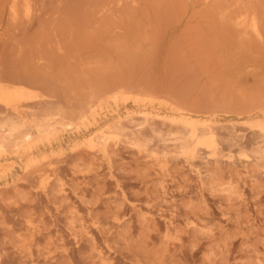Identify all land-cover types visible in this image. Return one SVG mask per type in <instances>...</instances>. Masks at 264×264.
Segmentation results:
<instances>
[{"label": "rangeland", "instance_id": "rangeland-1", "mask_svg": "<svg viewBox=\"0 0 264 264\" xmlns=\"http://www.w3.org/2000/svg\"><path fill=\"white\" fill-rule=\"evenodd\" d=\"M38 1H33L37 4L34 7H39L37 10L34 8V13L40 16L43 13V19L38 15L40 20L37 21L35 14L33 22H30L31 18L26 21L28 18L22 14L18 21L27 25L31 23L29 27L26 25L29 29L16 21L13 25L18 27L14 30L12 21L15 18L11 21L13 14L10 13V4H7L10 1L0 0V11H3L0 15V34L3 31L0 35L1 76L5 73L4 78L9 79L11 75L15 77L12 80L18 83L25 81L21 84L38 94L34 99H43V104L40 101L29 103L30 107L27 111L25 109L31 124L56 106L69 116L75 110L69 118L72 121L77 118L74 121L77 123L82 111L75 106L78 104L83 110L88 100V105L98 106L99 112L97 121L90 126L93 132L87 126L79 128L77 124H68L67 127L66 124L60 126L61 133L63 131L61 140L41 144L37 154L40 157L48 155L44 165L41 164L45 171L49 169L46 172L38 173V168L32 169L34 173L29 171L31 169L27 171L23 160L13 151L0 156L1 163H4V166L0 163V264H100L102 256H108L107 263L103 261V264H264V160L257 164L258 159L264 157V134L256 133L249 125V121L263 118L259 111L264 108L262 42H258L260 48L257 44L253 47V39L241 42L238 37L235 43L240 47L242 43L248 46L252 42V48L244 49L242 44L243 51L242 48L238 50V46L232 44L235 38L230 36L233 29L221 24L218 18L217 21L213 19L220 16L217 8L215 11H212L214 7L206 10L200 1L196 4L195 0L194 4L192 0H119V3H124L119 5L117 0H111L109 6L106 0H41L40 4ZM252 1H255L256 9L258 0ZM101 2L105 3L104 6ZM96 5L102 6L103 17L111 13V16L107 15L109 23L107 16L104 19L101 12L98 13V7L97 10L91 9ZM258 10L264 12V8L263 12ZM41 11L44 12L39 13ZM95 11V18H87L90 12L92 15ZM104 20L105 27L102 24ZM90 22L91 28L86 27ZM9 23L12 29L8 28ZM226 29L230 31L222 32ZM233 33L236 34L234 31L231 35ZM18 72L25 77L18 78ZM27 76H33L32 82ZM114 85L116 89H120L119 85L123 89L125 85L127 92L137 88L138 92L142 90L141 93L149 90L154 94L162 93L159 97L171 96L167 99L172 101L175 98L173 102L179 101L177 105L181 101L186 105L180 106L188 105L190 108H185H194L193 111L216 112L214 120L220 127L219 139L225 147L224 153L234 152L238 158L237 168L245 170L236 169L243 174L236 175V169L227 162L220 163L218 167L214 163H204L205 159L201 158L206 157L207 151L203 149L201 152L204 154L196 163L203 171L207 169V177L200 180L180 154V147L176 148L178 141L175 138L181 134L177 132L179 128L168 119L161 121L156 117L146 123L139 115L146 109L170 114L171 109L158 102L133 104L132 99L116 102L107 95L110 86L114 90L111 94L115 92ZM103 90L107 92V99ZM98 94L103 96L102 102V97L97 100ZM70 109L71 115L68 113ZM130 111L136 113L140 120L129 123L126 130L134 128L130 131L136 133L137 142L146 146L145 150L139 152L134 146L135 141L122 133L115 138L112 136L110 143L114 147H111L113 156L110 163L101 160L98 153L91 155L85 143L88 138L94 136L97 142H101L103 137L98 134L106 130V124L119 116L127 117ZM6 113L4 109L0 110V120L11 115ZM134 124H146V129L143 132V128H139L140 131ZM170 127L174 130H169ZM180 130L184 133L185 129ZM166 149L172 150L170 159ZM81 150L90 156L83 157ZM153 150L157 152L159 161L169 160L171 166L164 176L158 174L159 161L153 159L152 162L150 154ZM179 156L181 162L176 159ZM246 158L252 159L248 168L255 171H246L243 165ZM239 161L242 167H239ZM173 162L182 164L173 165ZM42 173L44 175H40ZM253 174H256V180ZM50 175L53 178L50 179ZM229 184H232L231 188ZM229 190L233 192L232 198L227 195ZM148 211H151L154 222L157 220L155 224L144 219ZM189 218L199 220L207 229L203 225L204 229L198 233L190 231L187 227ZM167 226L176 231L175 226L178 227L182 232L175 233L183 237L180 239V235L175 234L166 236L164 230ZM82 232L91 236L87 237ZM91 237L94 243L89 240Z\"/></svg>", "mask_w": 264, "mask_h": 264}, {"label": "bare ground", "instance_id": "bare-ground-1", "mask_svg": "<svg viewBox=\"0 0 264 264\" xmlns=\"http://www.w3.org/2000/svg\"><path fill=\"white\" fill-rule=\"evenodd\" d=\"M8 1H10V3H7V4H10V7H9V9L11 10V17H10V19H11V21L15 18V21H12V25L14 24L15 25V23L14 22H16L18 25L19 24H21V25H23V27H24V24L26 23L25 22V18H24V22L25 23H20L21 21H18V19H20V17H21V15L23 14L24 16H26L28 19L26 20V21H30V18H31V21L30 22H33L32 21V17H33V15H35L36 13H34V8H36V7H34L35 5H37V4H34L33 3V1L34 0H8ZM37 1V0H36ZM41 1V0H40ZM40 1H38V4H40ZM53 1V0H52ZM59 1H62V0H59ZM107 2H109V3H107L106 5L107 6H109L108 4H111L110 2H111V0L109 1V0H106ZM118 1V5L119 4H124L122 1L119 3V0H117ZM187 1V0H186ZM190 1V0H189ZM188 1V2H189ZM199 2L200 1V3H202L203 5H204V7H206V10H207V8L208 9H212L213 7H214V9H212V11H215V9L217 8V11H218V13H219V15H218V13H217V15L219 16V17H214L213 19H216V18H218V20H221L222 21V23H221V21H218V22H220L221 24H223L224 23V25H226V26H228L229 28H231V29H233V30H231V32H236V34H238L236 37H234V35H236L235 33H233V35H231V32H230V36H232L233 38H235V40L233 39V38H231V39H233V41L234 42H232V44L234 45V47H235V45L236 46H238V47H236L237 49L238 48H242L243 46H244V49H245V47L247 48V47H250V44L252 43H250L248 46L246 45H244L243 43V46H242V44H241V47H240V44L239 45H237L238 43H235V42H238V41H236V39H238V37L240 38L239 40H241V42H245V40H251L252 41V39L254 40L253 42L255 43V44H251L253 47H254V45H256L257 44V47H259L260 48V46H262V45H264V15L262 16V14L264 13L263 12V4H264V0L261 2V3H259L260 2V0H258L257 2H256V9H255V7H254V5H253V3H255V1L253 2L252 0H195V2ZM2 2V1H1ZM44 2H46V1H44ZM56 2V1H55ZM193 4L195 3V2H193V0L191 1ZM197 2H196V4H197ZM5 3H6V1H5ZM35 3H37V2H35ZM190 3V2H189ZM199 3V4H200ZM261 4V6L259 5V4ZM2 4V3H1ZM47 4H50V2L48 1V3ZM52 4V3H51ZM54 4V3H53ZM62 5H63V3H61ZM64 4H66V3H64ZM103 4H105L104 2H103ZM102 4V2H101V5H103ZM195 4V5H196ZM258 4V5H257ZM42 5V4H41ZM41 5H39V6H41ZM44 6H47V5H44ZM60 6V5H59ZM92 7H93V4L91 5ZM104 6V5H103ZM122 6V5H121ZM260 6V7H259ZM2 7H5V6H2ZM61 8H63L62 6H60ZM59 7V8H60ZM96 7H98L99 8V10H101L100 8L102 7H100V5H96L95 6V8H91V9H95V10H97L96 9ZM204 7H203V9H204ZM210 7V8H209ZM212 7V8H211ZM259 7V8H258ZM37 8L39 9V7L37 6ZM37 8L35 9V10H37ZM44 8V7H43ZM45 8H47V7H45ZM262 8V9H261ZM2 9V8H1ZM58 9V8H57ZM108 9H109V7H108ZM108 9H107V12H109L108 11ZM258 9H260V10H262V12L263 13H261ZM40 10H42L41 8H40ZM46 10V9H45ZM44 10V11H45ZM60 10V9H59ZM98 10V13L99 12H101V17L102 18H104V19H106L108 16H111L110 14L111 13H109V15H108V13L106 14V18L105 17H103V10H101V11H99ZM111 10V9H110ZM4 11H6V9L4 10ZM44 11H41V12H39V13H42V12H44ZM209 11V10H208ZM38 12V11H37ZM60 12V11H59ZM92 12H93V10H92ZM96 12L97 11H95V13H92V15H91V12H90V17L88 16L87 18H92V17H94L95 18V16H96ZM111 12V11H110ZM211 12V11H210ZM1 13H3V11L1 10L0 11V15H1ZM46 15H47V10H46ZM45 13H44V17L46 16L45 15ZM97 13V14H98ZM260 13H261V15H260ZM93 14H95V15H93ZM213 14V13H212ZM38 15L40 16V14H36L35 16V19L38 17ZM23 16V17H24ZM41 16L43 17V13L41 14ZM40 16V19L42 18ZM4 17V16H3ZM2 17V18H3ZM14 17V18H13ZM100 17V18H101ZM101 18V19H102ZM109 18V19H108ZM106 20L108 21V23L110 22V17H108ZM220 18V19H219ZM39 19V17L37 18V21L38 20H40ZM43 19V18H42ZM41 19V20H42ZM56 19H58V18H56ZM88 20V19H87ZM106 20H104V21H102V24L104 23V27H105V24H106ZM3 21V20H2ZM22 21H23V19H22ZM36 21V20H35ZM89 21H92V20H90L89 19ZM216 21H217V19H216ZM69 22V21H68ZM93 22V21H92ZM92 22H90V24L89 25H87L86 27H90L91 26V23ZM0 23H2L1 21H0ZM36 23V22H35ZM59 23H61V22H59ZM58 22H57V24H59ZM70 23V22H69ZM86 24H88L87 23V21L85 22ZM10 24V23H9ZM16 24V27H18V25ZM31 24V23H30ZM30 24L28 23V25L30 26ZM63 25H64V23H62ZM11 25V24H10ZM10 25H9V27L8 28H11L12 29V25H11V27H10ZM13 25V28L15 27ZM20 25V26H21ZM27 24H25V27H27L26 26ZM218 25H219V23H218ZM28 26V27H29ZM59 26L61 27L62 25H60L59 24ZM71 26H72V24H71ZM76 26V25H75ZM15 27V28H16ZM27 27V28H28ZM88 27V28H89ZM221 27H223V25L221 26ZM225 27V26H224ZM223 27V28H224ZM15 28H14V30H15ZM91 28V27H90ZM226 28V27H225ZM19 30L21 29V27H19L18 28ZM26 29V28H25ZM25 29L23 30V31H25ZM29 29V28H28ZM221 30H222V28H220ZM10 30V29H9ZM18 30V31H19ZM27 30V29H26ZM12 31V30H11ZM21 31H22V29H21ZM227 31H230V30H227L226 29V31L224 30V31H222V32H227ZM16 33L17 31H13V33ZM14 33V34H15ZM2 34H3V31H2ZM2 34H0V35H2ZM6 34H9V32H7L6 31ZM16 34H18V33H16ZM15 34V35H16ZM55 37H58L57 36V34L55 35ZM225 37H229V36H227V35H225ZM1 38V37H0ZM3 38V37H2ZM228 39H230V38H228ZM230 39V40H231ZM255 40L257 41V43L255 42ZM240 42V43H241ZM258 42L260 43V42H262L261 43V45L260 46H258ZM59 43V42H58ZM235 43V44H234ZM246 44V43H245ZM252 46L250 47V48H252ZM60 48V47H59ZM62 49H63V47H61ZM62 49H60V50H62ZM262 49H264V46H262ZM238 50H240V49H238ZM248 50H249V48H248ZM241 51V50H240ZM242 51H243V48H242ZM1 69V68H0ZM4 70V69H3ZM5 72H7V71H5ZM0 73H1V71H0ZM8 73V72H7ZM13 73V71H11L10 72V74H12ZM18 74H20L19 72H18ZM2 75L3 76H1V74H0V110L1 109H4L5 110V113H6V111L9 113V114H11L8 118H4V120L2 121V120H0V121H2V122H0V156L1 155H3L4 156V154L6 155L8 152L10 153V151L12 152H15V155L17 154L19 157H20V159L21 160H23V162H24V168L28 171L29 169H31V170H29L30 172L32 171V169H36L37 170V168H38V170H37V172L38 171H43L44 170V172H46V171H48V170H46L45 171V169H44V164H43V162L45 161V158L46 159H48L49 157H48V155H44L43 157L41 156H39V154H37V152H38V150L40 149V146H41V144L42 143H44L45 141L46 142H48L49 144H53V143H56V142H58L59 141V139H60V133H61V127L60 126H62V125H65L66 126V124H67V127H68V124L69 125H71V126H73V124H77L76 126H78L79 128L80 127H83V126H87L88 127V130L90 131V132H93V127H90L91 125H93V123L95 122V121H97V113L99 112V110H97V108H98V106H96V107H93V105H88V102H89V100L88 101H86V103H87V105H83V108H84V106L86 107V108H84L83 110H82V107H80L78 104H77V106H75V107H77V108H80L81 109V115L79 116V118H80V121L78 122V120H77V123H75L76 122V119L74 118V121H72V120H70V118L69 117H71L73 114H75L74 113V108H73V112H72V109H70L69 111L70 112H68L71 116H69L67 113L65 114V111L60 107V106H56V108L54 109H52V111L51 110H49V111H51V112H47L46 111V113H48V114H45L44 116H42L43 118L42 119H39L38 121H36L35 122V120L36 119H34V122L35 123H33V124H31V123H29L28 122V118L26 117V113H24V112H26L27 111V107L29 106V103H33V104H35V103H38V101H40L39 103H42L43 101V99L41 98V100L39 99V100H35L34 98L36 97V95H38V94H35L34 92H32V91H30V89L26 86V85H24V84H21L22 82H25V81H22L21 83H20V81H19V83H18V81H15V80H12L13 78H15V77H10L9 76V79H7V78H4L5 76V73L3 74L2 73ZM9 75V74H8ZM16 75V74H15ZM15 75H12V76H15ZM25 77V75L24 74H20V75H17V76H20V77H18V78H22L23 76ZM22 76V77H21ZM7 77V76H6ZM28 77V76H27ZM10 78H11V80H10ZM31 79V80H29V79ZM28 78H26V79H28L30 82H32V78H33V76H31V77H28ZM35 79V78H34ZM122 85H119V87H120V89L119 88H115V85H114V89H115V92H113V94H111L112 93V91H114V90H112V86H110L109 88H107V89H111L109 92V94L106 92V91H104V90H107V89H104L103 91H104V94L106 95V93H107V95H108V97H110V99H112V100H114V101H116V102H119L120 100H122V101H127V100H133V104H139V103H143V104H147V102H150L151 104L152 103H154V102H158L159 103V105H166V107L168 106L171 110H170V114H162L161 112H156V113H154L152 110H149V109H146L145 111H143L141 114H139V115H142L141 116V118L144 120H146V123H147V121H149L152 117H156L155 119H157L158 118V120H159V118L161 119V121L163 120H165L166 121V119H168L169 121V123H171L173 126H175V127H177V128H179V131H177V132H179V133H181V134H179V136L177 135V137H176V134H175V136L174 137H176L175 139L178 141V147H176V148H179L180 147V149H181V155L183 156V157H185L184 159H185V161H187V162H189L188 164H190V170L191 171H193L195 174H197L198 175V177L200 178V180H205V178L207 177L206 175H205V171L207 170H205V171H203V169H202V167L200 168L199 167V163L197 164L196 162L198 161L197 159L198 158H201V155H203L202 154V152L204 151L203 149H205L206 151H207V155H206V157H202L201 159H205V162L204 163H206V164H210V163H212V165H213V163L214 164H217V165H215V166H217L218 167V165L220 164V163H222V162H227L230 166H233L234 167V170L237 168V166H238V158H236L235 157V154H234V152L232 151V150H229V151H227L228 149H226V151H227V153L225 154L224 153V151H225V147H224V145H222L223 144V142H222V140L221 139H219V137H220V127L216 124V121L214 120V118H215V116H216V112H212V113H210V114H208V113H201L200 111L199 112H197V111H193L194 110V108H193V110H191V109H188V108H190L188 105L187 106H185V107H188V108H185V107H183V106H180V104H184L183 102H181L180 101V104L179 105H177V103H179V101L177 102L176 100V102L177 103H175V102H173L174 101V99L171 101L170 99H167L168 97L170 98L171 96H166L165 97V95H164V98L163 97H159L160 95L162 96V93H160V94H154L153 92L151 93L150 92V90L148 91V92H146L145 91V93H151V94H145L144 92L143 93H141L142 92V90H139V92L136 90L137 88H134L135 90H136V92H134V93H131L132 91H135V90H133V89H131V92H127L125 89H124V87H125V85H123L124 87H123V89H122V87H121ZM131 88V87H130ZM130 88H126V89H129L128 91H130ZM119 89V90H118ZM117 90V91H116ZM145 90V89H144ZM141 91V92H140ZM155 92V91H154ZM102 93V95H104L103 94V92H101ZM100 93V94H101ZM100 94H98L99 96H100ZM111 94V95H110ZM153 94V95H152ZM107 95H106V99L108 98L107 97ZM157 95V96H156ZM40 96H42V95H40ZM97 96V95H96ZM99 96H97L96 98H97V100L99 99V100H101V97H102V100H101V102L103 101V96H100V98H99ZM48 97V96H47ZM92 97V96H91ZM90 97V98H91ZM49 98H50V96H49ZM51 99V98H50ZM94 99H95V97H94ZM53 100V99H52ZM93 100V98L90 100V104H91V101ZM42 101V102H41ZM46 101H47V98H46ZM48 102V101H47ZM46 102V103H47ZM53 102V101H52ZM97 102V101H96ZM100 102V101H99ZM98 102V103H99ZM116 102H114L115 104H116ZM121 102V101H120ZM85 103V101L83 102V104ZM85 103V104H86ZM43 104V103H42ZM45 104V103H44ZM49 104V103H48ZM92 104H95V105H97L96 103H92ZM118 104V103H117ZM31 105V104H30ZM41 105V104H40ZM46 105V104H45ZM184 105H186V104H184ZM79 106V107H78ZM89 106V107H88ZM30 107V106H29ZM100 107V106H99ZM102 107V106H101ZM103 108V107H102ZM101 108V109H102ZM25 109H26V111H25ZM77 110V109H76ZM159 110V109H158ZM102 111V110H101ZM100 111V112H101ZM204 110H202V112H203ZM260 111V113L263 115V118H259V119H256V120H252V121H249V125L251 126L252 125V127L257 131L256 133H261V134H264V108H261V110H259ZM67 112V111H66ZM109 112V111H108ZM204 112H206V111H204ZM4 113V112H3ZM8 113H6V115L8 114ZM23 113L25 114V115H23ZM78 113H79V111H78ZM44 114V113H43ZM80 114V113H79ZM106 114V113H105ZM3 115H5V114H3ZM5 115V116H6ZM68 117H67V116ZM76 115H78V114H76ZM93 118V120L91 119V117ZM107 116V115H106ZM137 114L136 113H134V112H132V111H130V112H128V115H127V117H125V118H123L122 116H119V117H117V119L115 120V121H113V122H111V123H108V124H106V130L104 129L102 132H99V137H103V140L101 141V142H97L96 141V137H94V136H92V137H90V138H88V142H85V143H87V145H88V147H89V153L91 154V155H93V153H98L99 155H100V159L102 158L103 159V161L104 160H106V161H108L109 163H110V161H111V157L113 156H111V152L113 151L112 150V148L111 147H114V146H111L112 144V136L114 137H117L118 135H120V134H124L125 136H129V139L130 140H133V141H135V145L134 146H136L137 148H138V150H139V152H142L143 150H145L144 148L146 147H144V145L143 144H141V143H139L140 141H138L137 142V140L139 139L138 137H136V133L134 132V131H130V130H133V129H130V130H126L128 127H127V125H129V123L130 124H132L133 122H136L138 119H137ZM4 117V116H3ZM2 117V118H3ZM66 117L68 118L67 120H70V121H67V120H65L66 119ZM78 118V119H79ZM82 118V119H81ZM140 120V119H139ZM139 120H138V122H139ZM152 120H154L153 118H152ZM157 120V121H158ZM64 121H67V122H64ZM156 121V122H157ZM137 122V123H138ZM144 122V121H143ZM154 122L155 124H159V122ZM141 123V122H140ZM150 123V122H149ZM151 124V123H150ZM152 124H153V121H152ZM157 124V125H158ZM162 124H167V123H162ZM161 124V125H162ZM135 125V124H134ZM146 125V124H145ZM145 125H142L141 126V124H136L135 125V127L136 126H138V129L139 128H143V129H141L142 131L143 130H145L144 129V127H145ZM148 125V124H147ZM156 125V126H157ZM171 125V126H172ZM130 126V125H129ZM152 126H154V124L152 125ZM165 126V125H164ZM168 126V125H167ZM166 126V127H167ZM34 127V128H33ZM70 127V126H69ZM90 127V128H89ZM127 127V128H126ZM132 127V126H131ZM71 128V127H70ZM130 128V127H129ZM151 128V127H150ZM157 128V127H156ZM182 128V130H183V128L185 129L184 130V133H183V131L182 132H180L181 129ZM67 129H69V128H67ZM72 129V128H71ZM75 129V128H74ZM149 129V128H148ZM152 129V128H151ZM153 129H155V126H154V128ZM79 130V129H78ZM82 130V129H81ZM127 131V133H126V131ZM137 129H135V131H136ZM140 130V129H139ZM140 130V131H141ZM156 130H158V128L156 129ZM168 130V129H167ZM169 130H172V128L170 127V129ZM174 130V129H173ZM172 130V131H173ZM67 131H69V130H67ZM73 131V130H72ZM76 131H77V129H76ZM128 131H130V132H128ZM160 131V130H159ZM158 131V132H159ZM163 131V130H162ZM162 131H160V132H162ZM71 132V130L69 131V133ZM144 132V131H143ZM142 132V133H143ZM155 132V131H154ZM164 132V131H163ZM177 132H175V133H177ZM62 133H63V131H62ZM61 133V134H62ZM98 133V132H97ZM141 133V134H142ZM147 133V132H146ZM156 133V132H155ZM168 133H170V131L168 132ZM173 133V132H172ZM172 133H170V134H172ZM101 134V135H100ZM184 134V135H183ZM70 135V134H69ZM94 135H97L96 133L94 134ZM143 135H144V133H143ZM146 135V134H145ZM161 135V134H160ZM164 135V134H163ZM162 135V137H164ZM167 135V134H166ZM173 135V134H172ZM171 135V136H172ZM139 136H140V134H139ZM98 137V136H97ZM114 137V138H115ZM120 137V136H119ZM153 137H155V136H153ZM168 137H169V135H168ZM168 137H166V138H168ZM113 138V139H114ZM142 138V137H141ZM140 138V139H141ZM157 138V137H156ZM170 138V137H169ZM168 138V139H169ZM172 138V137H171ZM118 139V138H117ZM117 139H115V140H117ZM121 139H123V138H121ZM128 139V140H129ZM146 139H148V138H146ZM61 140V139H60ZM99 140V139H98ZM174 140V139H173ZM172 140V141H173ZM120 141V140H119ZM132 141V142H133ZM143 141H144V138H143ZM167 141H169V140H167ZM176 141V142H177ZM111 142V143H110ZM114 142V141H113ZM116 142V141H115ZM125 142H127V140L125 141ZM129 142H131V141H129ZM149 142V141H148ZM164 143H165V141H163ZM85 143L83 144V150L85 151V149H84V146H85ZM146 143V142H145ZM167 143V142H166ZM165 143V144H166ZM115 144V143H114ZM128 144H130V143H128ZM133 144V143H132ZM147 144V143H146ZM149 144V143H148ZM147 144V145H148ZM174 145H175V143H173ZM121 145V144H120ZM168 145V144H167ZM166 145V146H167ZM173 145V147H175ZM46 146V145H45ZM51 146V145H50ZM80 146H82V145H80ZM116 146V145H115ZM118 146V145H117ZM131 146V145H130ZM132 147V146H131ZM78 149H82V148H79V147H77ZM120 148V147H119ZM119 148H117V151H118V149ZM149 148L151 149V147H150V145H149ZM114 149V148H113ZM116 149V148H115ZM136 149V148H135ZM51 150V149H50ZM172 150H173V148H172ZM172 150L171 149H166V154L168 153L169 155H168V158H169V156H171L170 155V153L172 152ZM179 149H177L176 150V152L178 151ZM256 150H258V149H256ZM47 151V150H46ZM56 151V150H55ZM82 151V150H81ZM115 151V150H114ZM136 151V150H135ZM148 151H149V149H148ZM174 151V150H173ZM202 151V152H201ZM206 151H205V153H206ZM12 152V153H13ZM53 152V151H52ZM78 152V154H79V151H77ZM87 152V151H86ZM151 152V151H150ZM201 152V153H200ZM259 154H261V151L259 150ZM8 153V154H9ZM11 153V154H12ZM80 153H83V157L85 156V155H88L89 153L87 152V153H85V152H80ZM85 153V154H84ZM138 153V152H137ZM174 153H175V151H174ZM224 153V154H223ZM7 154V155H8ZM47 154H48V152H47ZM56 154V153H55ZM62 154V153H61ZM75 154V153H74ZM77 154V153H76ZM75 154V155H76ZM94 154V155H95ZM143 154H145V153H143ZM147 154V153H146ZM165 154V155H166ZM221 154H223V156L221 155ZM14 155V154H13ZM50 155V154H49ZM80 155V154H79ZM97 155V154H96ZM141 155V154H140ZM17 156V157H18ZM54 156V155H53ZM57 156V155H56ZM60 156H62V155H60ZM81 156V155H80ZM90 155H88V157H89ZM138 156H139V154H138ZM142 156V155H141ZM146 156V155H145ZM144 156V157H145ZM150 156L152 157V162H154V160H156L157 162L159 161V158H158V155H157V152L155 151V150H153V154H150ZM176 156V155H175ZM261 156H263V154L261 155ZM260 155H259V157H261ZM7 157V156H6ZM48 157V158H47ZM82 157V156H81ZM87 157V158H88ZM97 157H99V156H97ZM91 158H93V157H90L89 159H91ZM139 158H141V157H139ZM143 158V157H142ZM149 158V157H148ZM172 158V157H171ZM174 158V157H173ZM180 158V156L178 157V158H176L178 161H180L181 159H179ZM257 158H258V156H257ZM7 159V158H6ZM9 159V158H8ZM16 159V158H15ZM51 159H52V157H51ZM51 159H49L48 161H47V163L48 162H50V160ZM97 159V158H96ZM99 159V158H98ZM101 159V160H102ZM150 159V158H149ZM154 159V160H153ZM170 159V158H169ZM201 159H199V160H201ZM247 160L246 161H244V163H243V165L247 168V172H249L250 173V170H254V169H250V168H248V167H250L251 165H252V159H249V158H246ZM1 160V159H0ZM92 160V159H91ZM174 160V159H173ZM172 159H171V161H173ZM176 160V161H177ZM249 160H251V162L249 161ZM264 160V157H261V158H259L258 159V161H257V164H261L262 163V161ZM6 161V160H5ZM12 161H14V160H12ZM148 161V160H147ZM175 160H174V162H176ZM242 161V160H241ZM256 161V160H255ZM254 161V162H255ZM2 161H0V163H1ZM46 162V161H45ZM53 161H51V163H52ZM149 162V161H148ZM173 162V163H174ZM181 162V161H180ZM200 162V161H199ZM240 162V161H239ZM247 162V163H246ZM5 163H7L8 165V167L10 166L9 164V162H5ZM16 163H18V162H16ZM15 163V164H16ZM50 163V164H51ZM147 163V162H146ZM201 163H202V160H201ZM251 163V165L249 166V164ZM3 166H4V163H1ZM11 164H12V162H11ZM41 164H43V165H41ZM52 164H54V162L52 163ZM158 164V163H157ZM176 164H179V162L178 163H176ZM175 163L173 164V165H176ZM180 164H182V163H180ZM179 164V165H180ZM185 164V163H184ZM223 164V163H222ZM227 164V165H228ZM240 165H239V167H242V162H240L239 163ZM14 165V164H13ZM186 165V164H185ZM221 165V164H220ZM21 166V165H20ZM43 166V167H42ZM111 166V165H110ZM168 166H171V165H169V160L168 159H165L164 161H162V159L159 161V171H158V174H159V176L160 175H162V176H164L165 174V172L166 171H168V169H170ZM188 166V165H187ZM201 166H202V164H201ZM5 167H6V165H5ZM15 167V166H14ZM22 167V166H21ZM205 167V166H204ZM203 167V168H204ZM207 167V166H206ZM210 167V166H209ZM213 167V166H212ZM1 168H3V167H1ZM13 168V166L11 167V169ZM49 168V167H48ZM50 168H52V166H50ZM54 168V167H53ZM188 168V167H187ZM214 168V167H213ZM4 169V168H3ZM10 169V170H11ZM47 169V168H46ZM158 169V168H157ZM171 169H172V167H171ZM209 169H211V168H209ZM238 169V168H237ZM236 169V171L237 172H235V174L236 173H238V174H240V175H242L241 174V172H239L238 170H240V169H238L237 170ZM242 169V168H241ZM250 169V170H249ZM0 170H2V169H0ZM13 170V169H12ZM25 170V171H26ZM57 169H55L54 170V173H56L57 171H56ZM189 170V171H190ZM245 169H243V171H244ZM26 171V172H27ZM190 171V172H191ZM210 171V170H209ZM208 171V172H209ZM240 171H242V170H240ZM242 171V172H243ZM246 171H245V173L244 174H247L246 173ZM255 171V170H254ZM25 172V173H26ZM35 171H33V172H31V173H34ZM43 172V173H44ZM253 172V171H252ZM29 173V172H28ZM28 173H26V174H28ZM39 173V172H38ZM40 174V175H44V174ZM53 173V172H52ZM51 173V174H52ZM193 173V174H194ZM207 173V172H206ZM248 173V174H249ZM5 174V173H4ZM25 174V175H26ZM49 174V173H48ZM164 174V175H163ZM167 174V173H166ZM53 175V174H52ZM56 175V174H55ZM168 175V174H167ZM237 175V174H236ZM7 176H9V175H7ZM28 176V175H27ZM48 176V175H47ZM250 176V175H249ZM252 176V175H251ZM49 177V176H48ZM55 177V176H54ZM253 177H255V180H256V174H253ZM21 178H23V177H21ZM51 178H53V176L51 177V175H50V179ZM55 178H57V176L55 177ZM163 178V177H162ZM13 179V178H12ZM49 179V178H48ZM57 179H59V177L57 178ZM199 180V179H198ZM254 180V181H255ZM14 181V180H13ZM50 181V180H49ZM9 182V181H8ZM8 184V183H7ZM10 184V183H9ZM15 184H17V183H15ZM232 185V184H231ZM231 185L229 184L228 186H230V188H231ZM43 186V185H42ZM224 187V186H223ZM234 187V186H233ZM43 188H44V186H43ZM46 188V187H45ZM164 189V188H163ZM225 189V188H224ZM223 189V190H224ZM227 189V188H226ZM234 189H236V188H234ZM45 190V189H44ZM165 190V189H164ZM232 190V189H231ZM1 191V190H0ZM48 191V190H47ZM226 191V190H225ZM224 191V192H225ZM226 194H227V192H226ZM225 194V195H226ZM232 194H233V192L232 193H230V190H229V194H227V195H229V197H231L232 198ZM235 196V195H234ZM229 197H228V199H229ZM230 198V199H231ZM232 200V199H231ZM155 215V214H154ZM145 218L144 219H147V221L149 220H151V222L153 221V223L155 224V222L157 221H155L154 222V217L152 216V213H151V211H148V212H146V214H145V216H144ZM163 217V216H162ZM167 217V216H166ZM164 218V217H163ZM171 218V217H170ZM169 218V219H170ZM156 219H157V217H156ZM173 219V218H172ZM163 220H165V219H163ZM175 221V220H174ZM188 224H187V227H188V229L190 230V231H193L194 233L195 232H200V231H202V229H204V228H206L207 229V227L204 225V224H201V223H199V220H195V219H192V218H189L188 220ZM168 222H170V220L168 221ZM153 223H151V224H153ZM173 223V222H172ZM174 224H175V222H174ZM203 225L205 226L204 228H203ZM85 226V225H84ZM174 226V225H173ZM84 228H86V226L84 227ZM84 228H83V230H84ZM175 228H177V231L175 230V229H173L171 226H167L166 227V229L164 230V234L166 235V236H172V234L174 235H176V236H178V235H180V239L183 237V236H181V234H179L178 233V235L176 234L177 232H179L178 231V227H176L175 226ZM211 228V227H210ZM87 229H88V227H87ZM87 229H85V230H87ZM162 230V229H161ZM215 230V229H214ZM87 231H90L91 232V230H87ZM87 231H85V232H87ZM163 231V230H162ZM162 231H161V233H162ZM89 232V233H90ZM176 232V233H175ZM180 232H182V231H180ZM205 232V231H204ZM84 232H82V234H83ZM88 233V232H87ZM88 233V234H89ZM84 234H86V233H84ZM91 234V233H90ZM211 234V233H210ZM215 234V233H214ZM76 235L78 236V234L76 233ZM182 235H183V233H182ZM207 236H209L208 234H206ZM85 236V235H84ZM86 236L87 237H90L91 235H87L86 234ZM210 236H212V235H210ZM214 236V235H213ZM93 237V236H92ZM90 238L89 240L91 241V242H93L94 243V238ZM165 237V236H164ZM179 237V236H178ZM77 238V237H76ZM168 239H169V237H167ZM166 238V239H167ZM176 238V237H175ZM177 239V238H176ZM179 240V239H178ZM180 241V240H179ZM182 244V243H181ZM102 251H100V253H101ZM102 255V254H101ZM53 257V256H52ZM108 257V256H107ZM105 258V256H102L101 257V260L100 261H105L106 262V260L108 259V258ZM103 258V259H102ZM100 263V264H103V263ZM107 263V262H106Z\"/></svg>", "mask_w": 264, "mask_h": 264}]
</instances>
